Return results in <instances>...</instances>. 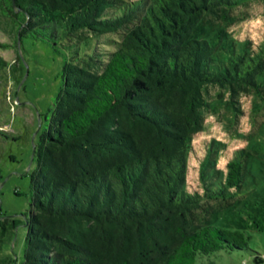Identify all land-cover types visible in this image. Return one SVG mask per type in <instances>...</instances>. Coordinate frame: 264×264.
Listing matches in <instances>:
<instances>
[{
  "label": "trees",
  "instance_id": "16d2710c",
  "mask_svg": "<svg viewBox=\"0 0 264 264\" xmlns=\"http://www.w3.org/2000/svg\"><path fill=\"white\" fill-rule=\"evenodd\" d=\"M251 1L0 0L15 47L25 36L56 45L60 35L97 45L65 62L34 146L21 264H196L249 250L244 230L213 225L203 205L243 192L249 151L221 176L212 144L200 164L203 195L185 184L189 141L206 113L224 104L237 118L249 96L264 107V49L246 40L237 50L220 29L232 49L215 73L217 45L195 37L203 22L232 25V12ZM106 37L110 50L98 46ZM210 87L220 89L215 98Z\"/></svg>",
  "mask_w": 264,
  "mask_h": 264
},
{
  "label": "rangeland",
  "instance_id": "374dc122",
  "mask_svg": "<svg viewBox=\"0 0 264 264\" xmlns=\"http://www.w3.org/2000/svg\"><path fill=\"white\" fill-rule=\"evenodd\" d=\"M232 15L236 18L232 25L206 20L195 35L217 45L210 65L215 73L228 62L232 49L227 40H220V29L229 33L237 50L246 40L252 41L255 49H264V0H253ZM107 38L100 39L98 46L110 50ZM55 44L47 37L25 36L15 47V29L0 16V58L7 65L0 67V264L23 262L25 215L30 203V177L35 170L33 150L50 121L63 66L76 51L82 57L97 47L96 39L70 43L61 35ZM219 91L210 87L209 96L215 98ZM242 101L244 113L237 118L224 104L216 115L205 114L203 129L189 141L185 190L203 195L200 164L212 144L218 151L215 169L221 176L228 161L238 157L240 150H248L251 158L243 192L233 199L204 200L203 205L207 209L204 216L213 225L244 230L250 238L249 250L201 256L196 264H264V107L255 109L254 104L259 103L255 96Z\"/></svg>",
  "mask_w": 264,
  "mask_h": 264
},
{
  "label": "water",
  "instance_id": "95a60500",
  "mask_svg": "<svg viewBox=\"0 0 264 264\" xmlns=\"http://www.w3.org/2000/svg\"><path fill=\"white\" fill-rule=\"evenodd\" d=\"M34 154H35V148H34V150H33L32 161H33ZM255 262H258V261L255 259Z\"/></svg>",
  "mask_w": 264,
  "mask_h": 264
}]
</instances>
